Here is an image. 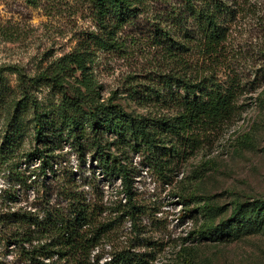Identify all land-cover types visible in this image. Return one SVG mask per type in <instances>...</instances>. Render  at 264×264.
I'll use <instances>...</instances> for the list:
<instances>
[{
    "label": "rangeland",
    "instance_id": "1",
    "mask_svg": "<svg viewBox=\"0 0 264 264\" xmlns=\"http://www.w3.org/2000/svg\"><path fill=\"white\" fill-rule=\"evenodd\" d=\"M209 1L211 5L219 1L231 6L227 16V8H222L220 22L227 39L219 49L220 54L213 59L204 56V42L195 27L188 29L195 32L190 37L192 40L184 37L186 27L174 26L173 11L183 8L181 0L148 2L137 19L115 33L103 27L88 0H37L36 4L29 0H0V77L16 91L20 90L22 77L27 86L35 88L41 101L52 99L51 87L43 82L32 84L30 78L44 72L60 73L64 86L75 95L89 93L81 84L80 71L65 74L56 63L75 50L85 51L83 48L93 34L106 40L111 36L116 41L104 47L90 44L89 72L94 80L90 88L98 89L105 98L115 93L117 103L128 111L174 114L175 109L172 111L168 103L149 101L141 106L131 97L133 90L142 95L151 86L162 87L161 74L171 70L186 72L195 79L212 75L222 86L235 85V116L220 127L196 131V146L175 159L176 168L170 175L172 185L164 184L160 175L140 165L143 158L139 154L131 155L139 164L135 188L141 214L136 226L123 218L104 242H109L107 249L110 246L120 249L138 243L139 232L138 237L145 244L135 249L149 256L150 264H264V216L249 231L223 239L196 234L203 226L219 225L227 220L238 201L264 197V95L258 97L264 91V0ZM159 29L171 31L173 38L186 42L187 49L169 50L168 43L159 41ZM171 52L182 55L183 65L168 59ZM10 67H17L20 72H13ZM179 92L183 94L182 90ZM9 117L8 108L0 106V205L3 210L10 206L16 209L18 204L38 205L44 201L41 195H45V201L55 204L61 200L58 190L62 185H69L68 181L73 178L79 180L80 187L83 179L97 170L93 169L98 165L96 160L87 156L85 163L79 162L74 149L64 144L55 153L64 155L68 161L71 171L68 181L48 178L39 193L37 187L21 186L12 171L38 166L40 160L36 155H25L42 147L34 143L29 129L22 141L8 138L5 142ZM30 117L27 115L26 123ZM180 147L184 149L185 144ZM98 174L99 179L93 185L79 189H85L90 205L104 209L99 219L109 221L113 218L108 209L121 197L116 193L120 180L102 182V175ZM180 191L192 194V199L183 202ZM14 196H18L17 200ZM204 204L223 209L209 217L199 209ZM0 244V264H3L15 256V251L13 245Z\"/></svg>",
    "mask_w": 264,
    "mask_h": 264
},
{
    "label": "trees",
    "instance_id": "2",
    "mask_svg": "<svg viewBox=\"0 0 264 264\" xmlns=\"http://www.w3.org/2000/svg\"><path fill=\"white\" fill-rule=\"evenodd\" d=\"M88 1L103 27L115 33L137 19L148 2L160 0ZM29 2L36 4L37 0ZM197 2H200L199 6ZM181 3L183 8L173 11L174 26L186 27L184 37L192 40L190 37L195 32H189L188 29L193 30L192 27H195L204 42V56L209 59L217 57L221 45L227 39L220 22L221 12L224 11L222 8H227V16L231 6L219 1L211 5L209 0H181ZM157 34L159 41L168 43L169 50L187 49L186 42L173 38L171 31L159 29ZM93 35L85 44V51L75 50L56 63L65 74L80 71L81 84L89 93L75 95L64 86L60 73L44 72L30 78L32 84L43 82L51 87L52 99L41 101L35 88L27 86L22 77L19 91L13 89L4 77H0V106H6L10 116V128L4 138L5 142L8 138L20 142L29 129L34 143L42 147H36L35 152L25 155H36L40 160L38 166L32 170L12 171L21 186L37 187L39 193L45 188L48 178L68 181L71 176L68 161L64 155L55 153L58 148L68 144L77 153L79 162L85 163L87 156H90L98 163L93 168L97 170L93 171L92 176L83 179L80 187L93 185L99 172L102 182L120 180L116 193L122 198H118L114 206L108 209L113 219L101 221L99 216L104 213V209L90 205L85 189L80 190L79 180L72 178L68 181L69 185H62L58 190L61 200L55 204L45 201V195H41L44 201L38 205L18 204V208L10 206L7 210H3V205H0V242L13 245L15 251V256L3 264H150L151 258L135 249L145 244L144 239L138 237L139 232L136 234L138 243L124 245L120 249L111 246L107 249L109 242H104L123 218H128L136 226L141 214L135 188L139 164L134 162L131 155L139 154L143 158L140 165L160 175L164 184L172 185L173 178L170 175L176 168L175 159H180L196 146V131L220 127L237 112L234 84L222 86L212 75L195 79L186 72L174 70L161 74L162 87L151 86L142 95L138 90L131 92L132 100L138 101L141 106L149 101L155 104L168 103L172 111L175 109L174 114L128 111L117 103L115 93L105 98L98 89L90 88L94 81L89 72L92 62L90 44L94 42L104 47L116 41L111 36L106 40ZM181 56L171 52L168 59L183 65L184 58ZM10 68L13 72H20L17 67ZM262 94L264 91L258 97ZM152 98H156V101ZM7 103L11 105L8 107ZM27 115L31 117L26 123ZM183 143L185 147L181 150ZM9 164L12 166V163ZM15 168L12 167L13 170ZM179 194L183 202L192 199L190 193L180 191ZM17 198L14 196L15 200ZM199 209L212 217L223 208L204 204ZM186 210L190 212L191 209ZM263 216L264 197L238 201L227 220L219 225L203 226L196 234L223 239L230 234L249 231Z\"/></svg>",
    "mask_w": 264,
    "mask_h": 264
}]
</instances>
